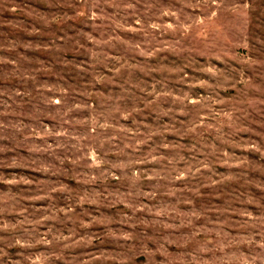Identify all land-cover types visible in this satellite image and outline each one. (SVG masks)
Returning <instances> with one entry per match:
<instances>
[{"label": "rangeland", "instance_id": "obj_1", "mask_svg": "<svg viewBox=\"0 0 264 264\" xmlns=\"http://www.w3.org/2000/svg\"><path fill=\"white\" fill-rule=\"evenodd\" d=\"M0 264H264V0H0Z\"/></svg>", "mask_w": 264, "mask_h": 264}]
</instances>
